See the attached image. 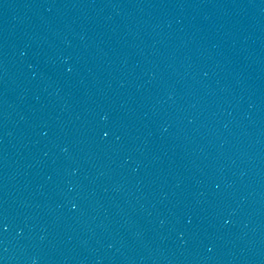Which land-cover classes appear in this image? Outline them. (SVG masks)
<instances>
[{"label":"water","instance_id":"obj_1","mask_svg":"<svg viewBox=\"0 0 264 264\" xmlns=\"http://www.w3.org/2000/svg\"><path fill=\"white\" fill-rule=\"evenodd\" d=\"M0 264H264V0H0Z\"/></svg>","mask_w":264,"mask_h":264}]
</instances>
